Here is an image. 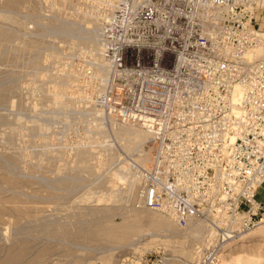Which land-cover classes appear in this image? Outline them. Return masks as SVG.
I'll list each match as a JSON object with an SVG mask.
<instances>
[{"label": "rangeland", "instance_id": "obj_1", "mask_svg": "<svg viewBox=\"0 0 264 264\" xmlns=\"http://www.w3.org/2000/svg\"><path fill=\"white\" fill-rule=\"evenodd\" d=\"M118 6L0 0V264H200L221 240L137 204L152 146L112 110L102 30ZM252 236L215 264H264V223Z\"/></svg>", "mask_w": 264, "mask_h": 264}, {"label": "built area", "instance_id": "obj_2", "mask_svg": "<svg viewBox=\"0 0 264 264\" xmlns=\"http://www.w3.org/2000/svg\"><path fill=\"white\" fill-rule=\"evenodd\" d=\"M262 8L264 0H120L102 30L112 110L152 146L137 204L182 229L219 230L200 264L264 223Z\"/></svg>", "mask_w": 264, "mask_h": 264}, {"label": "bare ground", "instance_id": "obj_3", "mask_svg": "<svg viewBox=\"0 0 264 264\" xmlns=\"http://www.w3.org/2000/svg\"><path fill=\"white\" fill-rule=\"evenodd\" d=\"M259 235V234H258ZM242 238V237H241ZM252 239H253V236H252V238H246V237H243L242 239H240V241H239V243L238 242H235V243H233V242H229V243H226L225 245H224V247L225 248H229L230 250H233V249H237V250H242V249H244V248H246V246H249L250 245V243L249 242H251L252 241ZM260 240V239H259ZM256 241V240H255ZM252 243V242H251ZM263 243V242H262ZM255 245V244H254ZM257 245V244H256ZM227 249H225V250H227ZM229 252V251H228ZM232 252H234V251H232ZM238 252V251H237ZM240 252V251H239ZM224 255H225V258L227 257L228 258V256H226V255H228V253H223ZM222 254V255H223ZM219 256H221V255H219ZM226 258V259H227ZM230 258V257H229ZM228 258V259H229ZM224 259V258H223ZM224 261V260H223Z\"/></svg>", "mask_w": 264, "mask_h": 264}, {"label": "crops", "instance_id": "obj_4", "mask_svg": "<svg viewBox=\"0 0 264 264\" xmlns=\"http://www.w3.org/2000/svg\"><path fill=\"white\" fill-rule=\"evenodd\" d=\"M259 197L264 200V185L259 189Z\"/></svg>", "mask_w": 264, "mask_h": 264}]
</instances>
